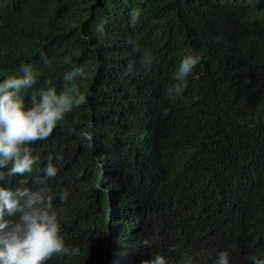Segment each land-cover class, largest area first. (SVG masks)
Listing matches in <instances>:
<instances>
[{
	"label": "trees",
	"instance_id": "obj_1",
	"mask_svg": "<svg viewBox=\"0 0 264 264\" xmlns=\"http://www.w3.org/2000/svg\"><path fill=\"white\" fill-rule=\"evenodd\" d=\"M189 53L199 64L169 97ZM21 64L36 74L26 100L89 70L87 103L30 145L33 174L5 183L53 194L79 255L45 264L264 259V0H0V81ZM49 163L57 175L35 185Z\"/></svg>",
	"mask_w": 264,
	"mask_h": 264
},
{
	"label": "clouds",
	"instance_id": "obj_2",
	"mask_svg": "<svg viewBox=\"0 0 264 264\" xmlns=\"http://www.w3.org/2000/svg\"><path fill=\"white\" fill-rule=\"evenodd\" d=\"M140 18L138 9L130 14L134 26ZM47 65L50 61L43 57ZM152 55L145 52L141 64H152ZM195 53L185 55L173 79L175 84L167 92L169 97L179 96L187 86V77L199 64ZM65 64L69 59L65 58ZM129 65V70H131ZM89 76V70L81 65L73 67L64 75V85L41 88L25 99L28 90L36 84V74L31 65L21 64L18 74L8 75L0 81V264H45L53 255L76 257L78 248H69L61 233L58 211L53 205V194L46 187L33 190L26 186L11 188L5 186L10 177L33 174L39 157L33 154L30 145L47 140L65 120L67 114L87 103L82 91V82ZM86 139L91 141L88 133ZM57 175V168L49 163L43 168V175H36L33 183L45 182ZM68 193L62 192L61 202ZM148 246V242H144ZM253 264H264V259L252 258ZM143 264H167L164 256L157 255ZM191 264V261H189ZM215 264H229V252L217 253Z\"/></svg>",
	"mask_w": 264,
	"mask_h": 264
}]
</instances>
